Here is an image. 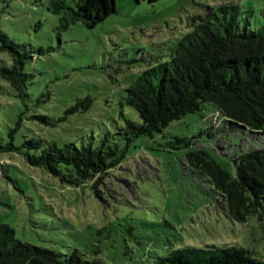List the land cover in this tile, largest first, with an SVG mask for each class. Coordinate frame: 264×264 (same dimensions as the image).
Segmentation results:
<instances>
[{"label":"rangeland","instance_id":"obj_1","mask_svg":"<svg viewBox=\"0 0 264 264\" xmlns=\"http://www.w3.org/2000/svg\"><path fill=\"white\" fill-rule=\"evenodd\" d=\"M76 6L77 0H63ZM53 0H0V27L26 44L27 96L0 76V139L79 147L102 141L126 152L102 185H68L22 153H1L0 224L22 241L105 264H159L175 249L238 245L264 258V221L230 219L222 197L187 155L203 149L236 176L234 157L264 146L248 129L224 120L212 103L131 143L126 119L142 123L126 89L148 68L169 60L179 41L228 5L242 24L264 25V0H117V11L95 27L66 24ZM1 44V41H0ZM8 54L0 50V66ZM177 137L188 138L185 147ZM26 149V147H25Z\"/></svg>","mask_w":264,"mask_h":264},{"label":"trees","instance_id":"obj_2","mask_svg":"<svg viewBox=\"0 0 264 264\" xmlns=\"http://www.w3.org/2000/svg\"><path fill=\"white\" fill-rule=\"evenodd\" d=\"M221 6L206 17L199 16V24L177 44L175 53L166 61L146 69L126 89L127 104L139 112L142 123L126 119L121 130L128 142L142 135H153L172 121L201 110L204 103H212L224 120L248 129L259 138L264 134V25L251 28L237 17L236 6ZM56 12L64 10L66 24L82 21L95 27L117 11V0H77L68 6L63 0H53ZM0 50L8 54L0 66V76L18 92L27 96L26 85L30 74L26 62L34 58L26 44L15 42L0 27ZM8 143L0 139V154L22 153L32 166L40 167L68 185L91 183L99 198H103L107 177L126 156L117 143L107 141L94 147L75 144L58 146L50 143L40 152L35 140L23 145L14 143V133ZM187 147L188 138L177 137ZM26 147V149H25ZM191 165L207 175L220 193V201L227 216L240 223L250 218L264 221V146L234 157L236 176L199 149L187 155ZM1 165V158H0ZM0 264H105L90 261L74 253L63 260L55 250L22 241L8 224H0ZM159 264H264L238 245H210L175 249L161 258Z\"/></svg>","mask_w":264,"mask_h":264}]
</instances>
